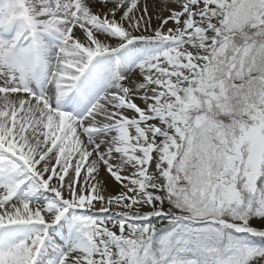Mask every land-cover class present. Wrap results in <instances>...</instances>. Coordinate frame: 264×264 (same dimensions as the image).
Wrapping results in <instances>:
<instances>
[{
	"label": "snow or ice",
	"instance_id": "1",
	"mask_svg": "<svg viewBox=\"0 0 264 264\" xmlns=\"http://www.w3.org/2000/svg\"><path fill=\"white\" fill-rule=\"evenodd\" d=\"M0 264H264V0H0Z\"/></svg>",
	"mask_w": 264,
	"mask_h": 264
}]
</instances>
